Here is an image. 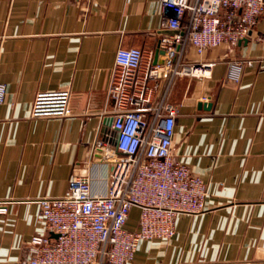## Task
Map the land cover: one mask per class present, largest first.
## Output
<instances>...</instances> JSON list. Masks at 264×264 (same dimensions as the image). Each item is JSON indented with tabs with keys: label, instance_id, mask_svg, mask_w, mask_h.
Segmentation results:
<instances>
[{
	"label": "crops",
	"instance_id": "obj_1",
	"mask_svg": "<svg viewBox=\"0 0 264 264\" xmlns=\"http://www.w3.org/2000/svg\"><path fill=\"white\" fill-rule=\"evenodd\" d=\"M162 0H0V264H30L28 242L47 233L36 201L61 196L75 176L106 193L112 170L100 145H115L109 96L119 48L140 47L163 61L171 33ZM188 60L213 61L209 76L159 79L178 109L173 153L207 184V209L180 214L169 239L144 240L134 264H264V17L237 45ZM252 59L238 81L231 61ZM68 90L73 114L32 116L35 96ZM139 209L127 223L138 225Z\"/></svg>",
	"mask_w": 264,
	"mask_h": 264
},
{
	"label": "built area",
	"instance_id": "obj_2",
	"mask_svg": "<svg viewBox=\"0 0 264 264\" xmlns=\"http://www.w3.org/2000/svg\"><path fill=\"white\" fill-rule=\"evenodd\" d=\"M171 30L161 36L163 61L140 47L119 48L109 96L114 101L116 142L100 145L112 161L106 193H95L90 176H75L61 196L36 201L47 233L28 242L30 264H134L144 240L169 239L180 214L206 211L207 184L173 153L178 109L166 93L154 103L151 82L176 76H209L213 61H192L190 49L203 55L221 45L235 46L264 17V0H162ZM252 59L233 60L228 78L238 81ZM7 85L0 80V104ZM73 114L68 90L36 94L32 116ZM139 209L136 229L127 227ZM7 212L0 201V213Z\"/></svg>",
	"mask_w": 264,
	"mask_h": 264
}]
</instances>
